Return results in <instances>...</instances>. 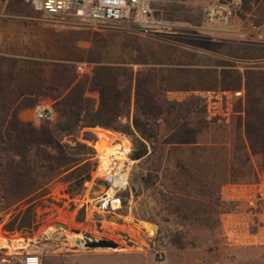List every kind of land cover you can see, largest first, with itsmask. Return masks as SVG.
I'll list each match as a JSON object with an SVG mask.
<instances>
[{
	"label": "rangeland",
	"instance_id": "374dc122",
	"mask_svg": "<svg viewBox=\"0 0 264 264\" xmlns=\"http://www.w3.org/2000/svg\"><path fill=\"white\" fill-rule=\"evenodd\" d=\"M150 1L152 14L157 19L176 26L179 21L171 19L187 18L191 26L206 24L205 5L182 3L190 0ZM241 2L245 7L242 17L245 27L251 30L264 21V0ZM186 37L193 43L204 39L206 46L221 47L226 54L215 60L197 58L193 52L173 45L168 36L145 37L134 27L123 24L94 26L71 18H48L25 0H0L2 131L11 132L17 115L23 122L37 127L43 123L52 126L57 118L52 96H58L70 80L68 65L74 66L78 75L85 76L92 74L98 58L128 61L131 55H137L143 62L152 60L165 65L171 87L166 97L155 103L150 86L143 88V99L146 106L161 105L162 117L181 124L180 132L172 134V125L161 121L162 146L156 151L144 180L134 186L131 180L139 162L131 159V139L119 134L129 142L126 158L134 162L129 186L120 193L121 208L115 213L98 214L90 210L86 214L80 206L85 195L97 197L99 191H105L101 182H86L74 201L66 193V184L61 181L49 184L43 193L45 197L36 202L38 215L45 223L37 233L31 234L33 239L25 238L30 234L9 235L0 229V264H23L24 256L29 254H37L40 264H264L263 248L230 249L225 244L221 215L232 206L222 201L220 195L221 187L228 182L222 172L226 161L224 157H215V153L225 152L221 148L226 139L228 149L232 148L235 130L240 126L241 117H246V105L248 116L250 113V141L255 148H264V49L249 46L242 35L236 36L233 46H228L224 38L212 42L208 31L192 29ZM233 60L238 64L232 63ZM196 64L216 68L198 69ZM240 67L251 69H244L242 74ZM141 68L133 66L135 71ZM197 89L244 90V99L236 103L237 114L230 126L207 119L202 101L191 93ZM170 103L181 106L168 114ZM22 106L27 108L20 110ZM48 109L54 111V118L39 121L37 112ZM175 118H179L177 122ZM96 131L99 135L92 129H83L79 140L84 141L85 134L92 133L94 140L87 142L97 152L96 145L105 131ZM114 138V141L123 140L120 136ZM182 141H195L209 149L196 150L193 146L186 147L191 151H181L170 145ZM66 142L67 137L61 140ZM57 147V142L47 146L52 153ZM240 159H230L231 165L241 167L243 160ZM253 163L260 176H264L261 154L253 156ZM181 165L187 171L183 172ZM4 169L0 165V187L7 180ZM54 223L64 224L65 228L53 226ZM79 236L85 240H112L118 243V248L81 247L76 240ZM125 237L134 245L128 244Z\"/></svg>",
	"mask_w": 264,
	"mask_h": 264
},
{
	"label": "trees",
	"instance_id": "16d2710c",
	"mask_svg": "<svg viewBox=\"0 0 264 264\" xmlns=\"http://www.w3.org/2000/svg\"><path fill=\"white\" fill-rule=\"evenodd\" d=\"M171 20L191 24L187 18ZM130 58L128 61L98 58L92 74L85 76L78 75L76 68L68 65L70 80L58 96H52L57 114L52 126L43 123L37 127L23 122L17 115L11 132H4L0 127V165L5 166L3 175L7 178L6 184L0 187V206L3 207L0 211V229L3 233L31 235L39 231L45 221L38 215L36 202L45 197L43 193L49 184L63 182L68 187L66 193L74 198L92 179L98 158L93 145L87 141H93L94 135L87 132L84 141L79 140V133L83 129L102 128L131 139V159L139 162L131 180L133 186L144 180L156 151L162 146L161 121L172 125V134L180 132L181 124L176 121L179 118H175L177 123L174 124L162 117L159 113L161 105L155 104L159 98H165L166 92L171 89L167 70L162 63L152 60L143 62L137 55ZM134 65L142 68L135 71ZM150 86L155 103L146 106L142 90ZM180 106L177 103L168 104V114ZM26 108L22 106L19 109ZM244 108L246 117H241L240 126L235 130L232 148L228 149L226 139L221 148L225 152L215 153V157H224L226 161L222 168L224 180L228 181L226 183L257 181L260 171L253 163L256 154H261L264 165V148L257 149L250 141V113L248 116V105ZM66 137L68 142L61 143ZM55 142L58 147L52 153L47 146ZM170 145L181 151H191L193 149L186 147L193 146L197 147L196 150L209 149L195 141L172 142ZM230 159L243 160V164L237 168L231 165ZM181 167L183 172L187 171Z\"/></svg>",
	"mask_w": 264,
	"mask_h": 264
},
{
	"label": "built area",
	"instance_id": "2783aa9c",
	"mask_svg": "<svg viewBox=\"0 0 264 264\" xmlns=\"http://www.w3.org/2000/svg\"><path fill=\"white\" fill-rule=\"evenodd\" d=\"M33 9L48 18L76 19L90 25L123 24L134 27L137 32L148 36H172L179 34L175 24L157 19L152 14L150 0H25ZM244 11L241 0H214L204 8L205 22L209 25L227 24ZM195 30L203 31L198 28ZM251 47L264 49V21L242 34ZM221 39L211 37L214 43ZM238 64L237 61L233 62ZM251 67H240L250 69ZM79 70L83 71L82 67ZM202 101L209 121L230 126L236 116V103L244 99V90L207 89L191 91ZM52 109L39 110L37 119L54 118ZM118 141L111 142L117 147ZM121 148L111 154L97 149L98 164L90 183L101 182L105 191L98 192L97 197L85 195L81 208L86 214L95 210L98 214L115 213L121 208L120 193L129 186L131 166L134 161L128 154L125 159L118 157ZM221 199L232 208L221 215V231L225 244L230 249L263 248L264 249V176L251 183H226L221 187ZM74 201V198H71ZM23 264H40L37 254L24 256ZM199 264H204L200 262Z\"/></svg>",
	"mask_w": 264,
	"mask_h": 264
},
{
	"label": "crops",
	"instance_id": "0c3cea01",
	"mask_svg": "<svg viewBox=\"0 0 264 264\" xmlns=\"http://www.w3.org/2000/svg\"><path fill=\"white\" fill-rule=\"evenodd\" d=\"M168 3H170V0H165ZM206 1H208L207 3L214 1V0H190V1H185L182 2L183 4H187V6L189 5H193L196 4L197 6L199 5H205L206 6ZM245 9V7H244ZM243 14L244 11L238 15L236 17V19L232 22H229L227 24H220V25H209V24H204L202 26H191L189 25V23L187 22H179L178 23V27H179V34L178 35H172V36H168L171 39V42L173 45H177L179 48H181L182 51L185 52H193L197 58H202V59H218L220 58L219 56H223L225 55L226 51L222 50L221 51V47H218L214 45V47H212V45L208 44V46H206V42H204V39H202L201 42H190L188 41V37H186L188 35V32L192 29H202L203 31H208V34L212 37H217L219 39H226L228 40V46L231 44L232 46L235 44V38L236 36H239V34H242L246 31H249L250 28L248 29L247 27L244 26L243 23ZM201 39V38H199ZM210 45V46H209ZM229 48V47H228ZM231 48V46H230ZM229 48V49H230ZM231 50V49H230ZM223 54V55H222ZM233 56V55H232ZM230 56V57H232ZM229 58V57H228ZM263 60V59H262ZM165 66V65H162ZM198 69H215L216 67H202V65L196 64L195 66ZM251 69V68H250ZM248 70V69H246ZM242 74H244L243 71H241ZM197 90H204V89H197ZM190 91V90H188ZM196 91V90H194ZM93 130V132H97L96 130H100V131H105L106 133L110 134L108 130L102 129V128H91ZM99 132V131H98ZM97 132V134H98ZM99 135V134H98ZM110 135H114V136H120L122 139H124V137H122L119 134H115V133H111Z\"/></svg>",
	"mask_w": 264,
	"mask_h": 264
},
{
	"label": "bare ground",
	"instance_id": "6f19581e",
	"mask_svg": "<svg viewBox=\"0 0 264 264\" xmlns=\"http://www.w3.org/2000/svg\"><path fill=\"white\" fill-rule=\"evenodd\" d=\"M114 140H116V138H114V136L105 132L104 136L101 138V141L97 143L96 147L101 152L107 151L108 154H111L116 148L117 149L121 148V151H119V153H118V157H120L121 159H125L126 155L128 154V152L130 150L129 142L123 139L120 142L118 141L117 147L112 148V147H110V142L114 141ZM46 231L51 232L50 230H46ZM76 240H77L78 245H80L81 247L84 246V241H85L84 237L81 238L79 236L76 238ZM12 243H13V245H15L16 241H12ZM32 243H36V242H32Z\"/></svg>",
	"mask_w": 264,
	"mask_h": 264
},
{
	"label": "water",
	"instance_id": "95a60500",
	"mask_svg": "<svg viewBox=\"0 0 264 264\" xmlns=\"http://www.w3.org/2000/svg\"><path fill=\"white\" fill-rule=\"evenodd\" d=\"M53 226H60L62 228H65L64 224L61 223H54ZM26 239H33V235H29L25 237ZM125 239L127 240L128 244H133V242L129 241V238L125 237ZM84 246L88 247V248H118V243L112 241V240H108V239H98V240H94V239H87L84 241Z\"/></svg>",
	"mask_w": 264,
	"mask_h": 264
}]
</instances>
